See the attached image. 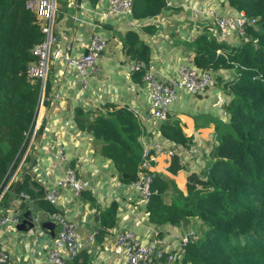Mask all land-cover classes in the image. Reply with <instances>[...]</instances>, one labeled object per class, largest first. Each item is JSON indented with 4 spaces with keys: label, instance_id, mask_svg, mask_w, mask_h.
Returning a JSON list of instances; mask_svg holds the SVG:
<instances>
[{
    "label": "crops",
    "instance_id": "1",
    "mask_svg": "<svg viewBox=\"0 0 264 264\" xmlns=\"http://www.w3.org/2000/svg\"><path fill=\"white\" fill-rule=\"evenodd\" d=\"M151 1L134 0L131 14L112 16L105 14L110 0L59 1L55 34L65 54H86L94 33L100 34L107 45L90 70L86 84L64 57L51 61L50 88L37 118L36 132L11 178L17 184L24 175H30L39 184L35 191L44 188L46 193L58 186L68 167L74 168L79 178L89 181L90 186L79 195L70 185L60 186L58 204L54 205L58 214L79 222L85 246L77 264H85V260L86 264H129L127 257L114 249L117 234L127 229H133L144 243L162 240L166 253L175 255L171 264H183L184 245L197 232L199 223L193 217L181 223L153 222L132 181L125 179L107 154L106 143L97 140L87 126L98 116L116 119L118 110H129L138 124L143 153L154 142L164 147L160 152L153 148L157 156L152 172L158 177L157 184L165 189L163 197L167 204L184 202L192 177L200 175L212 161L217 121L229 117L226 109L231 97L224 88V79L222 84L217 83L203 93L180 90L167 117L156 119L150 112V85L145 77L136 76L135 68L142 44L150 47L151 65L160 79L176 76L182 65L197 67V41L201 35L207 33L208 39H215L218 44H228L236 37H232L234 31L226 37L216 20L203 11L211 8L217 15H228L232 10L226 0H167L168 7L162 13L145 16ZM131 31L140 37L132 46L128 43ZM222 49L216 50V57ZM209 70L217 81L220 68ZM164 122L179 123L188 144L166 138L162 133ZM181 145L185 147L181 153H170ZM62 148L63 160L59 157ZM16 188L0 203V218H11L0 223V246L10 254L4 264H53L49 249L60 233V223L54 213L28 195L16 193ZM31 202L36 207V218L56 223L53 229L39 226L35 231V224L22 217ZM113 204L117 205L116 225L100 232L103 214ZM162 261L169 262L165 257Z\"/></svg>",
    "mask_w": 264,
    "mask_h": 264
},
{
    "label": "trees",
    "instance_id": "2",
    "mask_svg": "<svg viewBox=\"0 0 264 264\" xmlns=\"http://www.w3.org/2000/svg\"><path fill=\"white\" fill-rule=\"evenodd\" d=\"M31 1L41 0H0V192L26 151L42 98L50 88L49 78L44 87L40 78L30 75V65L38 60L35 48L46 40L43 17L29 5ZM226 2L236 13L245 12L257 21L248 26V40L239 46L218 44L207 33L197 41L198 68L237 70V77L224 83L231 97L226 109L229 117L217 121L212 161L192 177L184 202L167 204L156 176L147 203L150 219L157 224L181 223L192 217L199 223L196 235L184 245L183 264H264V0ZM167 7V0H152L144 14L154 16ZM139 40L138 33H129L131 46ZM138 48L140 66L135 74L141 78L151 66V49L147 44ZM218 48L228 49V56L216 57ZM217 83H223L220 75ZM116 116H98L87 126L97 140L106 143L104 148L116 168L129 175L125 179L133 182L143 159L140 131L129 110H118ZM162 133L176 143L188 144L177 122H164ZM36 187L39 184L24 175L15 192L57 213L46 199V190L36 192ZM116 215L113 204L103 214L100 232L116 225ZM76 262L77 258L66 264Z\"/></svg>",
    "mask_w": 264,
    "mask_h": 264
},
{
    "label": "built area",
    "instance_id": "3",
    "mask_svg": "<svg viewBox=\"0 0 264 264\" xmlns=\"http://www.w3.org/2000/svg\"><path fill=\"white\" fill-rule=\"evenodd\" d=\"M59 1L41 0L31 1L30 3V6L43 17V31L46 34V40L35 48L34 53L38 57V60L30 65V75L40 78L44 83V87L48 79L51 61L62 57L65 58L68 66L79 73L81 81L86 84L90 70L94 67L107 45L106 40L100 34L94 33L86 54L81 56L65 54L64 46L60 44V40L55 34V20L58 13ZM133 9L134 0H110L105 14L107 16L118 13L131 14ZM194 11L198 12L197 9H194ZM203 12L216 20V23L226 37L230 31H234L241 37H246L248 26L254 25L257 21V18L247 15L245 12L236 13L232 11L233 14L217 15L211 8H206ZM139 66L138 62L135 69L137 70ZM145 79L149 83L152 92L150 112L156 119H165L167 117L169 108L177 99L181 89H185L192 94H199L217 84L216 77L209 69H200L186 65L180 66L176 76L166 79L158 78L151 65L147 69ZM43 103L44 98H42L41 107ZM153 148L157 152L164 150L163 145L158 142H154L153 146L147 145L139 167L138 178L132 182L135 191L146 204L151 199L153 193L154 174L152 166L157 156L153 152ZM183 150H185V147L181 145L171 149L170 153H181ZM59 157L62 160L65 159L63 148L60 150ZM13 184L14 178H10L2 187L0 203ZM66 185H70L75 193L79 195L82 190L90 186V183L88 180L79 178L74 168L68 167L58 186L52 188L46 194V199L52 204L57 205L60 196V186ZM54 218L63 228L49 249V259L53 264H66L68 261L73 262L85 246V242L81 239L79 232V222L58 213H54ZM9 219L11 218H0V223L5 224ZM114 249L116 253L124 254L129 264H164L162 258L164 254H167L165 243L162 240L156 239L153 242L144 243L133 229L123 230L117 234ZM9 259L10 254L0 246V264L7 263ZM174 259L175 255L169 253V262L166 264H171Z\"/></svg>",
    "mask_w": 264,
    "mask_h": 264
},
{
    "label": "rangeland",
    "instance_id": "4",
    "mask_svg": "<svg viewBox=\"0 0 264 264\" xmlns=\"http://www.w3.org/2000/svg\"><path fill=\"white\" fill-rule=\"evenodd\" d=\"M30 5V4H29ZM231 8V10L233 11V12H235L234 11V9L232 8V7H230ZM231 14H233L232 12H230ZM256 24V23H255ZM236 36V37H235ZM232 37H235V39H233V40H229V42H228V44L227 43H225L226 45H229L230 46V48H233V47H236V46H239V45H241L244 41H247L248 40V36H246V37H241L240 35H238L237 33L235 34V33H233V35H232ZM230 38V37H229ZM224 53H226L227 54V56H228V54H229V51H228V49H227V51H225L224 49H222L221 50V54H224ZM220 74V76L221 77H223V79H224V81L225 82H230L232 79H234V78H236L237 77V70L236 69H234V68H225V67H222V68H220V72H219ZM181 91H186L185 89H181ZM44 98V100H45V97H43ZM35 129V128H34ZM35 130L32 132V135H34L35 133ZM31 135V136H32ZM197 233V232H196ZM193 234V233H192Z\"/></svg>",
    "mask_w": 264,
    "mask_h": 264
},
{
    "label": "water",
    "instance_id": "5",
    "mask_svg": "<svg viewBox=\"0 0 264 264\" xmlns=\"http://www.w3.org/2000/svg\"><path fill=\"white\" fill-rule=\"evenodd\" d=\"M166 11V10H165ZM124 177H128L129 175L127 173H123ZM20 184V181L17 182V184L15 185V188ZM36 207L35 204L33 202L30 203V208L22 215V217L27 218L29 221L33 222L35 224V231L37 230V228L39 226L44 227V228H50L53 229L54 226H56V223L52 222V221H44V222H40L36 217ZM62 225L60 224L58 226V231L62 230Z\"/></svg>",
    "mask_w": 264,
    "mask_h": 264
}]
</instances>
